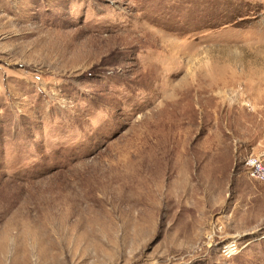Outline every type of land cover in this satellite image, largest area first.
<instances>
[{
	"label": "rangeland",
	"instance_id": "1",
	"mask_svg": "<svg viewBox=\"0 0 264 264\" xmlns=\"http://www.w3.org/2000/svg\"><path fill=\"white\" fill-rule=\"evenodd\" d=\"M248 159L264 0H0V264H264Z\"/></svg>",
	"mask_w": 264,
	"mask_h": 264
},
{
	"label": "built area",
	"instance_id": "2",
	"mask_svg": "<svg viewBox=\"0 0 264 264\" xmlns=\"http://www.w3.org/2000/svg\"><path fill=\"white\" fill-rule=\"evenodd\" d=\"M248 166V171L251 177L264 182V163L259 161L258 159H248L246 162ZM236 250L235 245H227L223 249V253L227 257H231Z\"/></svg>",
	"mask_w": 264,
	"mask_h": 264
}]
</instances>
